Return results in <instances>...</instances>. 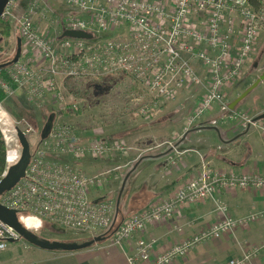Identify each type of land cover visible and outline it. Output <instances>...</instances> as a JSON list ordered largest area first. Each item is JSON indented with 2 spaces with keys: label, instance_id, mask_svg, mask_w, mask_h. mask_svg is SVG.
<instances>
[{
  "label": "built area",
  "instance_id": "obj_1",
  "mask_svg": "<svg viewBox=\"0 0 264 264\" xmlns=\"http://www.w3.org/2000/svg\"><path fill=\"white\" fill-rule=\"evenodd\" d=\"M39 1L30 0L24 12L15 17L10 9L16 2L10 0L3 13V17L16 18L22 52L16 62L0 67V134L5 145L0 180L19 161L22 150L17 137L20 128L13 125L4 109L5 100L17 92L31 99L50 95L58 115L45 139L40 133L35 135L30 123L22 122L20 130L29 142L30 160L24 176L0 195V203L15 209L19 221L24 219L26 224L40 228L47 220L90 237L109 230L113 224L117 194L95 192L111 180L124 177L131 162L92 174L78 163L86 158L104 160L126 155L133 147L99 138L82 142L75 125L60 120L66 110L76 108L61 90L64 79L126 74L149 97L148 103L136 110L138 113L175 99L183 89L201 87L204 92L186 118V129L218 107L221 120L243 129L254 128L264 138V117L254 120L255 116L246 111L229 108L224 91L240 78L264 26V15L255 11L248 0H58L75 13L62 21L61 31L53 38L36 26L38 16L43 17ZM64 30L84 31L91 38L62 37ZM141 99L136 96L130 102ZM263 113L264 105L257 115ZM169 145L176 150L171 142ZM247 188L264 189V165L257 173H237L203 161L197 174L170 197L156 199L125 216L108 240L118 246L133 242L130 264H171L198 243L231 234L237 227L264 217V208L233 217L216 196L220 190ZM204 199L213 200L220 217L208 228L155 254L154 240H146L140 233L148 225L170 220L185 206ZM176 230L182 228L177 226ZM11 240L22 238L0 220V252ZM256 251L226 264H244Z\"/></svg>",
  "mask_w": 264,
  "mask_h": 264
},
{
  "label": "crops",
  "instance_id": "obj_2",
  "mask_svg": "<svg viewBox=\"0 0 264 264\" xmlns=\"http://www.w3.org/2000/svg\"><path fill=\"white\" fill-rule=\"evenodd\" d=\"M194 88L199 92L197 104L204 88ZM182 96H186V93ZM261 109L252 116H257ZM202 118L199 126H211L209 121L212 120L218 130L195 127L188 132L185 124L183 134H187L173 144L176 150L170 147L153 152L162 146L160 143L145 149L133 146L126 163L129 161L134 166L141 157H145L139 161L125 185L123 196L128 209L138 212L156 199L170 197L185 180L197 174L203 161L237 173L261 171L264 165V138L256 129L240 128L236 123L221 120L218 113L205 120ZM201 122L206 124L200 125ZM202 129L213 130L214 134L200 135L198 131ZM216 196L236 218L264 208V189L220 190ZM219 217L213 200L204 199L185 206L170 220L148 225L140 234L146 240H154L156 254L208 228ZM177 226L182 231H177ZM23 244L19 241L9 242L8 248L0 252V264H130L128 255L133 248V242L118 246L108 239L72 252L48 251L31 245L28 249ZM254 250H257L256 253L244 264H264V217L237 227L231 234L198 243L187 255L171 264H226L230 259L240 258Z\"/></svg>",
  "mask_w": 264,
  "mask_h": 264
},
{
  "label": "rangeland",
  "instance_id": "obj_3",
  "mask_svg": "<svg viewBox=\"0 0 264 264\" xmlns=\"http://www.w3.org/2000/svg\"><path fill=\"white\" fill-rule=\"evenodd\" d=\"M15 2L16 5H13L10 11L15 17H18L24 12L30 0H15ZM39 5L43 17L38 16L36 26L42 34L47 35L49 38H53L59 34L62 28V21L75 13L74 10L58 0H40ZM9 26L10 36L0 42V50L6 53H0V62L15 54L16 29L14 27L17 25L12 17ZM197 69H200V66ZM263 73L264 26L249 60L242 69L240 78L225 87L226 100L231 102L237 98ZM60 86L63 93L67 96L68 102L73 100L77 108L68 114L62 115L60 120L74 124L82 142H86L92 138H99L105 141H119L132 147H142V149L157 143L162 144L160 148L152 150L153 152L167 150L170 148V145L166 142H171L175 145V142L182 138L183 133L186 131V118L193 111L199 94L198 90L194 87L184 89L177 94L175 99L162 102L154 107L150 106L147 108L148 111L145 110L142 113H138L136 110L148 103L149 97L126 74L117 73L104 78L64 79ZM183 93H186V96H182ZM136 96H142V101L130 104V99ZM3 104L13 125L21 129L24 127L22 122L27 121L35 130V135L40 133L48 115L51 112L57 111L55 101L50 95L43 99H31L23 92H17L14 96L6 99ZM263 105L264 81L260 82L249 92L236 107L246 111L250 115H254ZM216 113L219 114L218 107L209 111L202 119L205 120ZM56 117L58 118V115H55ZM198 124L187 128V130L189 129L188 132L192 128L200 127ZM205 124L201 122L200 125ZM209 124L211 126L217 125L215 122ZM198 132H201L200 135L204 136L214 134L213 130L202 129ZM128 154L114 156L113 158L111 157L112 159L102 162L87 158L79 162L78 165L86 173L92 174L108 168V166L125 164L129 157ZM133 164L130 163L125 168L124 176L133 167ZM123 178L113 179L114 181L111 180L106 183L101 190L95 192V195H118ZM123 195H125V190H123ZM131 212L132 209L124 210L123 215L127 216ZM32 231L38 236L49 240L82 242L83 239L89 237L79 231L63 229L59 225H54L47 220L43 221L39 229ZM19 242L25 243L24 240ZM25 244H23L25 245L24 247L29 249L30 245Z\"/></svg>",
  "mask_w": 264,
  "mask_h": 264
},
{
  "label": "water",
  "instance_id": "obj_4",
  "mask_svg": "<svg viewBox=\"0 0 264 264\" xmlns=\"http://www.w3.org/2000/svg\"><path fill=\"white\" fill-rule=\"evenodd\" d=\"M7 2H8V0H1L0 13L3 11V8ZM61 36L62 37H72V38H91V34L84 32V31H77V30H64ZM21 52H22V40L20 37H18L16 39V52H15L13 58L7 64H10L12 62H16L19 59ZM7 64H2V65H0V67H3L4 65H7ZM262 81H264V73L261 74L237 98L232 100L229 103V108H231V109L235 108L238 105V103L245 96H247V94L249 92H251ZM263 117H264V113L255 116L253 119L258 120V119L263 118ZM54 118H55V113L51 112L48 115V117H47L41 131H40V138L41 139H45L48 136V134L52 128ZM198 128H210V129H213L216 131L218 130L216 126H200ZM194 129H196V128H194ZM186 134H187V132L185 133V135ZM185 135L183 136V138L185 137ZM17 137H18L19 143H20L21 148H22L21 157L16 164L9 167L6 175L0 180V195H2L6 191H9L24 176L26 167H27L29 160H30L31 153H30L29 142L20 129H17ZM170 151H171V149L165 153L167 154ZM144 157H141L139 159V161ZM139 161L135 163V165L125 174V176L123 178L121 187L119 189V192H118V195L116 198V211H115V217H114L113 224H112L111 228L109 230L101 233V234H98L96 236L91 237L90 239L83 240L82 242L44 239V238L38 236L34 231L25 227L21 223V221H19L18 216H17V211L15 209L7 208L4 205H2L1 203H0V220L3 221L4 223H6L8 226H11L13 229H15L20 234L22 240H24L25 242L29 243L32 246H35V247H38V248H41L44 250H48V251L72 252V251H77V250H81V249L90 247L91 245H93L95 243L102 242L106 239L107 233L113 228V226L115 224L117 213H118V208H119V203H120V198L122 196L124 187L128 181L129 176L132 174V172L137 167ZM101 199H102V197L99 198L98 200H95V202H97ZM10 242H12V240Z\"/></svg>",
  "mask_w": 264,
  "mask_h": 264
},
{
  "label": "trees",
  "instance_id": "obj_5",
  "mask_svg": "<svg viewBox=\"0 0 264 264\" xmlns=\"http://www.w3.org/2000/svg\"><path fill=\"white\" fill-rule=\"evenodd\" d=\"M249 5L257 12L260 14L264 15V0H248ZM8 33V30L6 31V34ZM135 84V83H134ZM0 98H2V95H0ZM70 113V110H66L64 114ZM4 155H5V145L2 140L1 134H0V173L2 172L4 168ZM134 200V199H133ZM128 210V207L126 205V200L125 196H121L120 198V203H119V208H118V213L116 217V223L113 226V228L107 233L106 239H109L111 234L113 233L114 229L118 226L119 222L125 215H123V211ZM137 211L133 209L131 213H136ZM130 213V214H131ZM91 237L89 236L87 239H90ZM105 239V240H106Z\"/></svg>",
  "mask_w": 264,
  "mask_h": 264
},
{
  "label": "flooded vegetation",
  "instance_id": "obj_6",
  "mask_svg": "<svg viewBox=\"0 0 264 264\" xmlns=\"http://www.w3.org/2000/svg\"><path fill=\"white\" fill-rule=\"evenodd\" d=\"M10 0H8V2L5 4L4 8H3V11L0 13V42L4 39V38H8L10 36V23H11V19L9 18H6V17H3V13L5 12L6 8L8 7V4H9ZM0 3H1V0H0ZM15 16V15H14ZM16 20V18L14 19V21ZM16 22V21H15ZM16 30H15V37L16 39L18 37H20L19 35V32H18V28L17 26L14 27ZM8 30V33L6 34V31ZM15 52H16V49H15ZM0 53H3V54H6L5 52H3L2 50H0ZM13 58L10 57V58H7L5 61H2L0 62V65L2 64H7L11 59ZM8 65V64H7ZM6 66V65H4ZM3 66V67H4Z\"/></svg>",
  "mask_w": 264,
  "mask_h": 264
},
{
  "label": "bare ground",
  "instance_id": "obj_7",
  "mask_svg": "<svg viewBox=\"0 0 264 264\" xmlns=\"http://www.w3.org/2000/svg\"><path fill=\"white\" fill-rule=\"evenodd\" d=\"M21 221V223L23 224V225H25L28 229H30V230H37V229H39V225H37V224H34V225H28V224H26L25 222H24V219H21L20 220Z\"/></svg>",
  "mask_w": 264,
  "mask_h": 264
}]
</instances>
